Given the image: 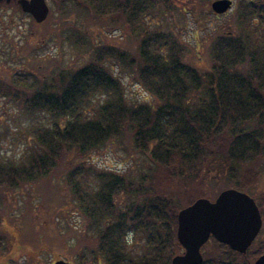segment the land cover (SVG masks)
Returning a JSON list of instances; mask_svg holds the SVG:
<instances>
[{
  "label": "trees",
  "instance_id": "16d2710c",
  "mask_svg": "<svg viewBox=\"0 0 264 264\" xmlns=\"http://www.w3.org/2000/svg\"><path fill=\"white\" fill-rule=\"evenodd\" d=\"M210 1L54 0L55 29L46 23L52 8L35 23L16 2L3 3L8 22L25 16L31 27L22 50L0 33L3 111L14 106L12 121L25 119L11 129L21 151L0 152V226L34 182L59 174L69 195L64 214L79 218L68 227L76 264H170L183 251L178 210L234 187L255 200L259 233L245 253L210 236L198 264H249L264 252V0H237L219 31L189 43L177 22L212 13ZM70 12L83 28L65 25ZM107 26L121 30L116 44L95 38ZM49 30L68 31L81 61L49 70L57 55L37 54ZM121 73L147 97L128 96ZM104 151L123 152L126 168L96 165L91 157ZM2 233L0 253L9 247Z\"/></svg>",
  "mask_w": 264,
  "mask_h": 264
},
{
  "label": "rangeland",
  "instance_id": "374dc122",
  "mask_svg": "<svg viewBox=\"0 0 264 264\" xmlns=\"http://www.w3.org/2000/svg\"><path fill=\"white\" fill-rule=\"evenodd\" d=\"M212 1H210V3ZM47 4L49 5L48 8H52L51 16H53V19L50 18L46 23H48V25L50 24L51 27L55 29L58 27L55 24L54 19L57 14L56 4L54 3V0H48ZM237 4V0H233L231 8H229L226 14H221L219 16L214 15L213 12H209L208 14L202 12L203 17L201 19L200 16L197 15V12L186 14L184 23L182 21H178L176 28L185 40L189 43H194L196 40H200L207 33L219 31L222 24L231 20V16L233 15L232 11L236 9ZM194 10L195 9H193V11ZM3 11L4 10H1V12ZM189 11H192L191 7L189 8ZM8 12V9L3 12L4 26L1 27L0 23L1 36H3L4 39L14 40L12 43H15V45L21 50L22 48L25 49L26 45L24 46L25 40L23 38L31 27L28 23L29 18L25 16L19 18V15H14L12 20L8 22ZM153 18L155 20L159 19L157 16ZM46 23H42L38 27L41 35L46 30ZM86 23V21H81L80 17L72 12L68 13L65 18L66 26L75 24L76 28H83ZM149 24L154 26L153 21ZM99 25L98 26L100 28L104 27V24ZM60 28L62 29L63 27ZM107 28L109 27L107 26L105 28L106 31H100L96 28V30L93 31L96 34L95 38L101 39L103 42H113L116 44V35L120 34L121 30L114 28L108 32ZM175 29L172 30L175 31ZM47 34H49L47 44H45L42 49L38 50L37 54L42 56L43 54L49 52L51 55H57V68L50 66V63L47 64L49 70L53 69L54 71H58L60 68L66 71L69 67H73L81 61L82 58L77 55L78 52H76L73 40L69 38L70 33H68V31H64V33L54 36L55 33H50L49 30ZM114 71H116L115 66ZM120 77L125 85V92L128 96H131L134 91H137L135 96L139 98L147 97V95L140 90L138 85H129V78L125 75V73H121ZM3 100L4 98L0 97V152L6 151L9 155H14L21 151L22 146H19V144L18 146H13L10 143V138L13 137L11 129L14 130L15 127H17L19 120H21V122L23 121V124H25V119H23L20 115L17 116L15 121H12L14 114H20L16 108L14 109L13 105V107H10L7 111V115L5 116L3 111ZM6 117L8 118L6 119ZM6 124H8L10 129V132L8 130L7 133L4 130ZM20 142H22V140H20ZM123 156V152L115 154L112 151H104L99 152L97 155H93L91 158L98 166H109L117 170H124L127 163L122 161ZM58 175H47L41 177L31 186L29 185L31 188L28 189L29 191L22 196V199L19 198V200L15 201V208L13 209L14 213H10L5 219L4 225L0 226V230L3 231L2 234L9 244L7 252L0 253V264H2V262L5 264H33L37 258L42 262V264H51L53 261L59 259L76 264L75 255L78 248L75 246V239L72 237L73 232L71 229L77 228L79 225V218L75 213H70L68 216L64 214L67 209L66 203L69 200V195L64 190L61 182L62 179H58ZM213 193L214 191L211 194L198 196L213 199L217 195L216 194L214 196ZM50 214L51 218L49 219L48 215ZM68 227L71 229H68ZM10 251L11 255H8V259L6 260L5 254H9Z\"/></svg>",
  "mask_w": 264,
  "mask_h": 264
},
{
  "label": "water",
  "instance_id": "95a60500",
  "mask_svg": "<svg viewBox=\"0 0 264 264\" xmlns=\"http://www.w3.org/2000/svg\"><path fill=\"white\" fill-rule=\"evenodd\" d=\"M1 1V0H0ZM22 11L36 23L48 13L45 0H17ZM230 0H214L211 8L224 12ZM261 227V216L252 197L235 188L222 189L213 200L199 197L177 213L176 239L183 252L174 255L170 264H198L201 245L212 235L218 242L244 253ZM53 264H71L56 260ZM249 264H264V253Z\"/></svg>",
  "mask_w": 264,
  "mask_h": 264
},
{
  "label": "flooded vegetation",
  "instance_id": "af4514ba",
  "mask_svg": "<svg viewBox=\"0 0 264 264\" xmlns=\"http://www.w3.org/2000/svg\"><path fill=\"white\" fill-rule=\"evenodd\" d=\"M16 2V4L18 5V7L20 8V6H19V4H18V2H17V0H1L0 1V13H3L5 10H6V8H4V5H3V3L4 2H6V3H10V2ZM47 1L48 0H45V2H46V4H47ZM55 1H58V0H55ZM61 1H64V2H70V1H76V0H61ZM233 1V0H232ZM48 5V4H47ZM48 7H49V5H48ZM10 8H8V10H9ZM21 9V8H20ZM1 10H4L3 12H1ZM4 14V13H3ZM8 14L9 15H12V13H11V11L9 10V12H8ZM224 14H226V12L225 13H223L222 15H224ZM215 15H217V14H215ZM221 15V14H220ZM218 16V15H217ZM255 19V18H254ZM252 21H254L253 19H252Z\"/></svg>",
  "mask_w": 264,
  "mask_h": 264
}]
</instances>
